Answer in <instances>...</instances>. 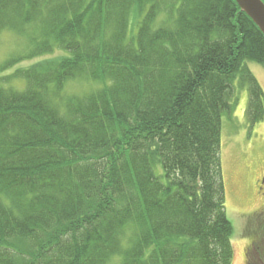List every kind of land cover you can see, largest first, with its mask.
<instances>
[{"label": "trees", "instance_id": "1", "mask_svg": "<svg viewBox=\"0 0 264 264\" xmlns=\"http://www.w3.org/2000/svg\"><path fill=\"white\" fill-rule=\"evenodd\" d=\"M3 31L60 53L0 77V264H231L221 119L244 89L264 119L234 1L0 0ZM75 80L100 87L64 98Z\"/></svg>", "mask_w": 264, "mask_h": 264}, {"label": "rangeland", "instance_id": "2", "mask_svg": "<svg viewBox=\"0 0 264 264\" xmlns=\"http://www.w3.org/2000/svg\"><path fill=\"white\" fill-rule=\"evenodd\" d=\"M27 52V42L22 36L11 31L0 33V66L9 59H19L11 69L0 72V77L8 76L16 68H27L41 59L54 58L60 52L34 59H20ZM247 66L257 79L264 93V67L247 63ZM6 88L21 89L23 83L10 80L3 84ZM100 87L99 83L87 80L68 82L63 88L62 96L76 98L93 92ZM237 102L233 113L229 117L222 116L220 136V157L225 183L226 214L233 226V258L231 264H245V250L248 246L250 231L264 225L263 222L252 220L250 215L259 205L257 182L264 167V119L250 126L244 117L247 106V91L237 90ZM259 216V215H257ZM257 221V224H256ZM247 234V235H246ZM249 259V256H248ZM110 264H119L113 260Z\"/></svg>", "mask_w": 264, "mask_h": 264}, {"label": "flooded vegetation", "instance_id": "3", "mask_svg": "<svg viewBox=\"0 0 264 264\" xmlns=\"http://www.w3.org/2000/svg\"><path fill=\"white\" fill-rule=\"evenodd\" d=\"M257 189L259 205L250 215L253 216L251 217L252 220H258L264 223V167L258 178ZM248 235L250 249L248 250L247 246V251L245 250V264H264V225L250 231Z\"/></svg>", "mask_w": 264, "mask_h": 264}, {"label": "water", "instance_id": "4", "mask_svg": "<svg viewBox=\"0 0 264 264\" xmlns=\"http://www.w3.org/2000/svg\"><path fill=\"white\" fill-rule=\"evenodd\" d=\"M264 37V3L262 0H233Z\"/></svg>", "mask_w": 264, "mask_h": 264}]
</instances>
